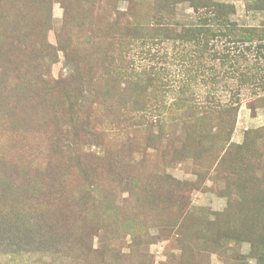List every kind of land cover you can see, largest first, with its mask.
<instances>
[{"label": "rangeland", "instance_id": "374dc122", "mask_svg": "<svg viewBox=\"0 0 264 264\" xmlns=\"http://www.w3.org/2000/svg\"><path fill=\"white\" fill-rule=\"evenodd\" d=\"M65 1L52 3V25L46 39L53 45L55 34L66 33L74 14V5ZM214 1L229 4L234 11L230 18L238 26L257 27L258 36L250 38L264 42V0ZM126 5L118 3L120 8ZM189 5H178V19H196ZM214 42L219 51L227 44L224 39ZM245 43L234 51L232 64L231 59L202 52L193 80L202 98L212 91L221 103L237 100L231 141L244 150L225 163H218L222 151L215 152L216 158L207 152L194 164L181 155L186 145L177 144L179 150L168 145L166 134L147 143L141 132L123 130L118 135L122 140L116 143L99 136L93 143L73 145L77 159L72 158L68 165L60 159L58 135L50 132L53 117L47 101L29 103L16 98L11 108L19 111L18 121L23 120L20 110L27 103L31 115L26 114L24 128L7 130L5 119L0 124V217L46 200L53 215L62 213L68 218L64 225L69 236L47 243L40 235L27 243L14 229H2L0 264H257L254 252H264V77L251 78L242 89L236 88L240 84L237 72L262 73L264 58L246 50ZM176 45L166 41L156 48L163 53L161 58L139 57V63L145 67L156 64L163 78H178L179 65L164 53L190 52V46ZM255 57L259 60L253 63ZM58 58L50 67L54 78L66 73L60 50ZM168 69L175 72L170 74ZM155 95V99L164 98L159 89ZM166 101H171L168 94L162 102ZM7 108L9 105L3 107L4 113ZM149 112L145 114L153 120L166 117V109L160 105ZM110 147L117 150L108 160L103 155ZM93 162V186L97 193L101 188L104 193L93 201H80L79 194L90 182L82 170ZM113 162L115 168L110 171ZM254 198L260 206L250 215L247 204ZM255 243L257 249L253 250Z\"/></svg>", "mask_w": 264, "mask_h": 264}, {"label": "trees", "instance_id": "16d2710c", "mask_svg": "<svg viewBox=\"0 0 264 264\" xmlns=\"http://www.w3.org/2000/svg\"><path fill=\"white\" fill-rule=\"evenodd\" d=\"M64 1L0 0V47L4 48L0 50V124L5 119L7 130L24 128L27 115H31L27 114V103L21 106L24 117L18 121L19 111L11 108L16 98H24L29 103L46 100L53 117L50 132L58 135L60 159L68 165L77 156L73 154L76 151L73 145L93 143L99 136L116 143L122 140L118 135L123 130L128 134L141 132L147 143L157 141L155 136L159 139L166 134L168 145H186L181 155L194 160V164L199 163L207 152L216 158L215 152L222 151L224 154L218 163L243 153V146L231 141L237 100L221 103L212 91H208L203 99L193 80L202 52L211 51L212 55H221L223 60L231 59L232 64L234 51L241 48L239 44L248 42L246 50L255 51L256 56L264 58V42L260 38H250L258 36L257 27L238 26L230 18L234 12L232 7L214 0H97L82 3L69 0L74 5L73 17L66 33L58 31L55 34L56 45H53L46 39V31L52 25L51 7L53 2L63 4ZM119 2H125L126 7L120 8ZM183 2H189L195 20L176 17L177 7ZM222 39L227 44L220 47V52L214 41ZM166 41L176 43L174 47L190 46V52L164 53L179 65L178 78H163L156 64L145 67L139 63V57L161 58L163 53L156 48ZM252 41L256 43L252 44ZM59 50L64 53L66 73L54 78L50 67L59 60ZM240 54L238 51L237 55ZM259 58L255 57L253 63ZM168 72L171 74L175 70L170 72L168 69ZM237 73L240 84L236 91L249 79L264 77V71ZM156 89L163 91L164 98L166 94L170 95L171 101L164 103V98L155 99ZM5 105L9 108L4 113ZM159 105L166 109V117L158 119L156 116L154 120L147 117L145 113ZM155 128L156 132L153 131ZM116 150L117 147H110L103 158L109 160ZM114 165L113 162L110 171ZM87 170L83 168L82 171L90 182L83 194H79L80 201H93L97 194L104 193L102 188L97 193L93 186L94 162ZM221 178L226 179V176ZM44 201L33 202L15 215L0 217V231L14 229L26 238L27 243L40 235L47 243L69 236L64 225L68 218L62 213L59 217L53 215L51 205ZM247 206L252 215L260 204L254 198L248 200ZM254 231L260 243V233L258 229ZM256 249L255 243L253 250ZM254 253L257 264H261L264 252Z\"/></svg>", "mask_w": 264, "mask_h": 264}]
</instances>
